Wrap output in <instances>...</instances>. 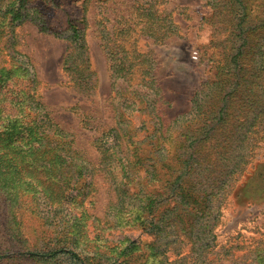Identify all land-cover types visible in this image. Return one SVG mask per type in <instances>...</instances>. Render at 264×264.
Masks as SVG:
<instances>
[{"label":"trees","instance_id":"obj_1","mask_svg":"<svg viewBox=\"0 0 264 264\" xmlns=\"http://www.w3.org/2000/svg\"><path fill=\"white\" fill-rule=\"evenodd\" d=\"M204 1L210 39L203 54L212 74L193 92L189 109L168 121L156 59L136 45L141 36L164 44L175 33L164 0H136L126 16L100 30L114 91L113 124L93 140L95 168L113 193L104 213L106 230L138 228L153 235L113 240L102 228L89 233L86 227L87 178L94 166L42 101L33 65L19 50L17 28L30 22L61 39L66 81L87 97L95 93L97 78L84 32L71 23L53 30L45 14L52 0H0V185L7 198L19 193L18 185L28 189L38 200L34 204L52 215L44 221L50 228L35 235L43 249L30 252L32 259L174 264L170 258L176 254L213 263L209 256L220 251L213 233L218 201L231 193L264 138V0ZM117 80L125 85L119 93ZM82 124L91 125L86 117ZM242 256L247 264H264V243Z\"/></svg>","mask_w":264,"mask_h":264},{"label":"rangeland","instance_id":"obj_2","mask_svg":"<svg viewBox=\"0 0 264 264\" xmlns=\"http://www.w3.org/2000/svg\"><path fill=\"white\" fill-rule=\"evenodd\" d=\"M134 1L52 0L45 10L47 23L53 30L61 31L71 23L84 32L91 69L97 78L95 93L87 97L77 94L66 81L61 68L65 54L61 39L39 32L30 22H24L17 28L19 50L33 65L42 101L54 121L72 135L73 145L79 154L94 166L93 173L87 178L91 187L84 205L91 216L86 227L89 233L101 232L102 228L103 236L113 240L153 238L152 234L147 235L138 228L106 230L108 217L104 213L113 193L101 172L95 168L98 153L93 145L98 133L113 124L110 101L114 91L100 43V30L104 26L110 28L120 16H126ZM164 2L163 8L170 13L176 25L175 33L164 44L153 43L152 38L141 36L136 45L141 51H150L156 59L155 76L161 94L167 100L163 106V121H168L189 109V100L195 89L211 77L210 66L203 54L210 39L209 27L203 19L210 10L204 0ZM124 87L122 80H117L114 90L119 93ZM84 117L90 120L88 128L82 124ZM253 154L254 160L237 179L231 193L225 200L218 201V222L213 233L220 251L209 256V260H214L212 264H247L242 255L264 243V138ZM18 188V194L7 198L2 193L6 186L0 185V264H73L67 256L51 262L29 256L30 252L43 249L40 241L35 244V235L50 228L44 221L52 215H47L42 204L39 207L34 204L38 200L33 202L31 194L26 191L28 189L21 185ZM59 217L63 218L55 216ZM179 258L171 254L170 259L174 264H199L188 257Z\"/></svg>","mask_w":264,"mask_h":264}]
</instances>
